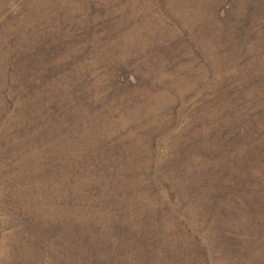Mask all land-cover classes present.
<instances>
[{
    "label": "rangeland",
    "instance_id": "obj_1",
    "mask_svg": "<svg viewBox=\"0 0 264 264\" xmlns=\"http://www.w3.org/2000/svg\"><path fill=\"white\" fill-rule=\"evenodd\" d=\"M0 264H264V0H0Z\"/></svg>",
    "mask_w": 264,
    "mask_h": 264
}]
</instances>
